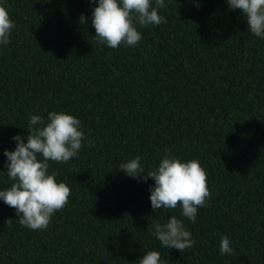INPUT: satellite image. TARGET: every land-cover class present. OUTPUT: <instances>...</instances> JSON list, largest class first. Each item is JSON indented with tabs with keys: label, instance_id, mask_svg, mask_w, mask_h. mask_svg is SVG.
<instances>
[{
	"label": "trees",
	"instance_id": "1",
	"mask_svg": "<svg viewBox=\"0 0 264 264\" xmlns=\"http://www.w3.org/2000/svg\"><path fill=\"white\" fill-rule=\"evenodd\" d=\"M166 19L139 30L135 47L99 43L89 0H7L15 23L0 46V188L11 181L4 148L28 117L66 110L92 141L50 168L70 186L47 228L31 230L0 201V264H264V40L226 0H166ZM83 13L87 25L79 23ZM165 148L205 171L210 196L183 254L151 235V178L117 166L139 156L145 172ZM232 241L219 253V237Z\"/></svg>",
	"mask_w": 264,
	"mask_h": 264
},
{
	"label": "clouds",
	"instance_id": "2",
	"mask_svg": "<svg viewBox=\"0 0 264 264\" xmlns=\"http://www.w3.org/2000/svg\"><path fill=\"white\" fill-rule=\"evenodd\" d=\"M90 21L94 38L109 48L135 47L142 39L139 30L165 21L160 10L167 8L166 0H89ZM230 12H239L248 31L264 40V0H226ZM89 17L81 13L79 23L87 25ZM14 21L10 18L7 0H0V46L10 42ZM27 134L15 133L11 149L4 148V170L11 181L0 188V201L15 210L18 222L31 230L47 228L54 213L64 207L70 186L50 168V161L67 162L79 154L83 145L91 144L81 119L66 110H49L46 115L30 114ZM125 175L139 181H154L149 186V200L153 212L173 210L166 220L151 227V235L162 248L181 254L193 248L195 241L186 230L184 221L194 225L198 210L207 206L210 196L205 171L196 160H183L170 149L157 164L145 172L141 158L135 156L117 166ZM221 255L231 254V239L221 234L218 241ZM137 264H164L159 250L144 251Z\"/></svg>",
	"mask_w": 264,
	"mask_h": 264
}]
</instances>
